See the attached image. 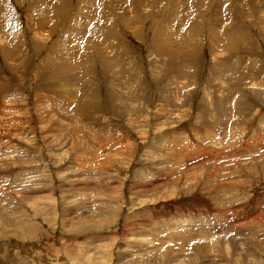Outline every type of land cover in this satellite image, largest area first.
Segmentation results:
<instances>
[{
	"label": "rangeland",
	"instance_id": "rangeland-1",
	"mask_svg": "<svg viewBox=\"0 0 264 264\" xmlns=\"http://www.w3.org/2000/svg\"><path fill=\"white\" fill-rule=\"evenodd\" d=\"M263 172L264 0H0V264H264Z\"/></svg>",
	"mask_w": 264,
	"mask_h": 264
},
{
	"label": "bare ground",
	"instance_id": "bare-ground-1",
	"mask_svg": "<svg viewBox=\"0 0 264 264\" xmlns=\"http://www.w3.org/2000/svg\"><path fill=\"white\" fill-rule=\"evenodd\" d=\"M180 2H181V0H180ZM173 14H174V13H173ZM177 14H178V13H177ZM210 32H211V31H210ZM212 32H213V31H212ZM50 89H51V88H50ZM54 89H55V88H54ZM54 89H53V90H54ZM51 90H52V89H51ZM55 92H56V91H55ZM58 93H59V92H58ZM261 143H262V142H261ZM263 173H264V172H263ZM253 174H254V173H253ZM258 199H259V198H258ZM150 238H151V237H150Z\"/></svg>",
	"mask_w": 264,
	"mask_h": 264
}]
</instances>
